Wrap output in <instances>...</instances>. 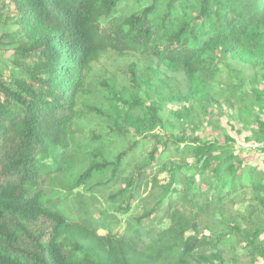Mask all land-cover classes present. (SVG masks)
I'll return each mask as SVG.
<instances>
[{"label":"trees","instance_id":"16d2710c","mask_svg":"<svg viewBox=\"0 0 264 264\" xmlns=\"http://www.w3.org/2000/svg\"><path fill=\"white\" fill-rule=\"evenodd\" d=\"M0 30V264H228L224 244L264 247V169L243 170L264 149L236 148L264 141V0H0ZM107 54L124 63L94 80Z\"/></svg>","mask_w":264,"mask_h":264},{"label":"rangeland","instance_id":"374dc122","mask_svg":"<svg viewBox=\"0 0 264 264\" xmlns=\"http://www.w3.org/2000/svg\"><path fill=\"white\" fill-rule=\"evenodd\" d=\"M2 35V31L0 30V37ZM0 52H1V49H0ZM11 54L13 55L12 52L10 53H6L5 56H4V60L6 61H10L12 58ZM120 58H117L115 57L114 55L112 54H107L105 56H103L102 58H100L99 62H97L94 66H93V79L95 80L97 77H102V78H105L106 80L107 79H110L114 74H116L119 69H120V66L121 64L124 63V61H119ZM124 59H136V57L132 56V57H126ZM113 69V70H112ZM163 71L167 74V78H169V73L163 69ZM139 77H141V75H139ZM120 84L122 87H124L125 89H128L130 87V85H125L123 83H118ZM238 106L236 105L235 107H233V109H237ZM175 109H177V106L175 105H170V104H167L165 106V110L163 111V113L165 114H168L169 111H174ZM215 113H216V119L219 121L220 125L227 131L228 134H234L233 133V129L234 127H236L235 125V122L233 120H230L227 118L226 114L223 116H219L217 113V109L214 110ZM264 117V115H263ZM220 126V127H221ZM80 127L82 128V130H84L85 132L89 131L90 129H93L95 127V123L94 122H91L89 120H85V121H82L80 122ZM221 127V128H222ZM168 132H172V129H171V126H169V128L167 129ZM186 127L184 129V132H186ZM219 130H215L213 131L212 128H203L201 131H198L197 132V136L200 137V138H203V139H206V140H210V141H213L214 139L216 140H219L220 142H222V138L223 136H225L224 134H218ZM183 131L180 130L179 133H182ZM88 133V132H87ZM173 133H178L177 130H173ZM223 135V136H222ZM188 137L191 138L193 137V133L188 130ZM248 134L247 133H244V135H239L238 137H236V141H240L241 143H244L245 142L247 144H251V145H255L259 142H250V139L247 140L248 138ZM245 138V139H243ZM237 149H240L239 151V154L242 155L243 153H245L244 151H247V150H244L242 148H238L236 147ZM244 150V151H243ZM256 151L260 152L258 155H261V151H263L262 149H255ZM254 148L252 151H255ZM252 153V152H250ZM256 153V152H254ZM257 155V156H258ZM251 156H254L253 154H250V156H248V160H252V157ZM255 161H259L258 162H255V164L253 163H250L248 165V163L244 164L243 167H245V169L243 168V170H245L246 172H251V169L250 167H257L259 168L260 170H263L264 168H262V165H264L263 163H260L261 162V159L259 157H256L255 158ZM246 165H248V168H246ZM135 172V169L132 167L128 170V175L129 174H134ZM165 178V175L163 174L160 179H164ZM143 191V190H142ZM104 203L105 201L103 199H99L97 205L101 208V209H104L105 206H104ZM241 207L242 206H238L236 208V210L240 211L241 212ZM149 209H147V205H144V203L140 202V206L138 205V207L133 204L132 207H131V213L129 215H124L122 216V229L125 228V223L127 222V220L129 218H131V216H135L136 219L139 221L141 218H144L145 217V214L146 212L148 211ZM261 213H263V210H260ZM224 217H225V221H228L229 220V223L232 224V225H236L238 223H241V221L239 220V216L236 215V213L234 212H231L229 210H227L225 213H224ZM228 223V222H227ZM225 224V223H224ZM190 228L194 229V226L192 224H190ZM100 235H103L105 234L103 231H100L99 232ZM207 234V233H205ZM190 235H195V233H191ZM202 234H198V238H202ZM222 251H223V257L225 259V261L227 262L228 261V264H264V260L260 259L259 256H257V252L258 251H264V247H260L259 249H255V250H249V251H245L244 247L243 246H237L235 249H233V252L231 253V248H229V245L228 244H224V246L222 247ZM233 256V258L237 259V262H232L229 257ZM245 255V256H244Z\"/></svg>","mask_w":264,"mask_h":264},{"label":"built area","instance_id":"2783aa9c","mask_svg":"<svg viewBox=\"0 0 264 264\" xmlns=\"http://www.w3.org/2000/svg\"><path fill=\"white\" fill-rule=\"evenodd\" d=\"M236 147L242 148V149L247 150V151L253 150V148H254V150L257 149V148L264 149V141L263 142H259V143L255 144V145L247 144L246 142L244 144V143H241L240 141H236Z\"/></svg>","mask_w":264,"mask_h":264}]
</instances>
